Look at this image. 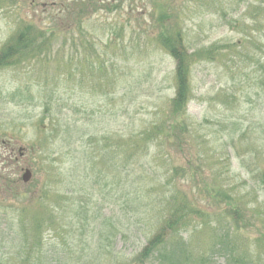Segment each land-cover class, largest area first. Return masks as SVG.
<instances>
[{"label": "rangeland", "instance_id": "rangeland-1", "mask_svg": "<svg viewBox=\"0 0 264 264\" xmlns=\"http://www.w3.org/2000/svg\"><path fill=\"white\" fill-rule=\"evenodd\" d=\"M73 1L0 0V47L23 23L54 34L47 54L29 65L0 70L3 262L19 264L25 256L16 210L36 202L45 186L51 192L49 203L86 211L85 235L93 219L102 226L109 223L111 228L105 229L109 240L102 241L99 251L105 264L130 261L144 246L146 226L131 203L122 204L123 187L109 192L101 181L94 185V179L84 180L81 169V181L75 171L70 177L69 173L75 163L80 167L76 160L80 151L100 147L94 139L107 138L113 144L115 139L135 138L153 124L167 121L174 63L154 42L159 33L154 13L167 14L164 22L177 21L189 48L216 44L224 50L215 62L193 68L192 99L174 124H185L187 131L180 133L178 141H161L147 151L151 167L139 170L148 175L141 196L156 197V173H161L162 182L177 175L174 187L186 194L191 189L205 213L212 216L244 206L264 223V4L255 0H89V10L76 21L75 15H66L73 12ZM75 121L84 135L80 148L76 143L67 145L63 135L64 127L73 128ZM19 149L25 150L23 158L17 156ZM26 168L32 178L23 185L19 180ZM203 188L211 191L210 200ZM21 193L24 196L19 197ZM58 216L55 230L42 234L47 264L96 260L97 247L86 249L83 242L84 217L75 220L62 211ZM211 219L225 225L224 218ZM240 232L250 240L256 237L254 231ZM181 235L195 254L209 238L208 234L207 238ZM215 259L214 264L223 263L222 258L217 263Z\"/></svg>", "mask_w": 264, "mask_h": 264}, {"label": "trees", "instance_id": "trees-1", "mask_svg": "<svg viewBox=\"0 0 264 264\" xmlns=\"http://www.w3.org/2000/svg\"><path fill=\"white\" fill-rule=\"evenodd\" d=\"M88 1L74 0L73 12L66 13V15H75V20H80L85 15V11L90 8V1ZM255 3L264 4V0H255ZM153 16L159 19L155 23L159 28V33L154 36V42L174 63V94L170 100L167 121L153 124L135 138L115 139L113 144H111L112 140L107 138L94 139L100 147L93 152L80 151L76 158L80 167H76L75 163V168L69 173V177L75 171L77 180L81 181L79 174L81 169L84 172V180L94 179V185H99L101 181L104 183L103 187L109 189V192L117 187L118 189L123 187L122 204L127 201L131 203L133 205L131 209L137 213L139 221L146 226V242L140 252L130 261L120 260V264H214L215 258V263L222 258V264H264V223L258 215L246 207L237 206L211 216L197 206L198 201L194 193L191 194V189L189 194H186L174 187L176 182L173 179L177 175L162 182L161 173H156L153 178V191L157 192L156 197L141 196L144 193L140 189L142 186L144 188L148 175H142L139 170L147 171V166L151 167L150 159L147 160V156L150 155L147 151L155 149L161 141L167 143L169 139H173L176 142L181 136L180 133L187 131L185 124L182 126L174 124L181 114L184 115L186 106L192 99L190 79L193 68L202 62H215L220 52L224 50L216 44L191 49L187 46L185 30L177 21L164 22L166 21L164 18L168 16L164 12L158 15L154 13ZM16 28L0 47V70L29 65L47 54L50 42L53 45L54 34L48 35L47 31L33 24L23 23ZM76 122H73L71 129L64 127L63 135L68 140L67 145L76 143L80 148L83 146L84 135L81 136V132L77 130ZM74 137L77 138L73 140ZM156 162L154 160V163ZM130 163L132 164L131 169L128 168ZM55 176L60 177L58 170H55ZM203 189L206 199L210 200L211 191ZM217 192L219 195L221 191ZM41 193L42 197L36 202L26 208L16 210L19 236L25 246L23 250L25 256L19 264H47V257L43 253L42 234L55 230L56 221L59 218L58 213L61 211L75 220L84 217V226L80 225L82 229L85 228V231L81 230L84 245L86 249L91 247L98 249V257H94L96 260L85 261L82 264H105L99 251L103 249L102 241L109 240L110 234L105 230L111 228L109 223L105 221L102 226V223H96L93 219L87 225L88 234L85 235V210L81 208L79 212L78 209L70 208V206L55 202L49 203L48 197L51 196V192L46 186ZM20 196H24V193ZM216 216L217 221L219 217L225 219L224 226H220L214 219H211ZM142 218L147 221V224ZM189 228L191 229L187 230ZM113 229V232L117 231L115 226ZM240 231L248 233L254 231L256 237L250 240ZM185 232L196 237L201 234L203 238H207L208 234L211 243H208V238L201 250L195 254L190 249L188 240L181 235ZM0 264H9L7 261L3 262L1 253ZM74 264H79L76 259Z\"/></svg>", "mask_w": 264, "mask_h": 264}, {"label": "water", "instance_id": "water-1", "mask_svg": "<svg viewBox=\"0 0 264 264\" xmlns=\"http://www.w3.org/2000/svg\"><path fill=\"white\" fill-rule=\"evenodd\" d=\"M29 179H30V174H29L28 171H26L25 174H24L23 177H22V181H23L24 183H26V182L29 181Z\"/></svg>", "mask_w": 264, "mask_h": 264}]
</instances>
